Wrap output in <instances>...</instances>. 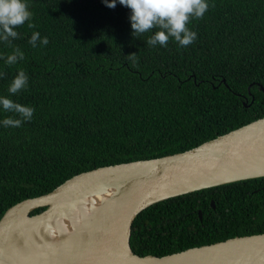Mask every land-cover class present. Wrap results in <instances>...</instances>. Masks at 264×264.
Returning a JSON list of instances; mask_svg holds the SVG:
<instances>
[{
  "label": "trees",
  "instance_id": "1",
  "mask_svg": "<svg viewBox=\"0 0 264 264\" xmlns=\"http://www.w3.org/2000/svg\"><path fill=\"white\" fill-rule=\"evenodd\" d=\"M26 3L36 27L26 22L12 40L24 59L7 65L13 48L0 41V96L34 108L30 121L5 127L19 117L0 105V219L81 172L185 151L264 116V0H208L188 25L197 38L186 47L172 39L148 46L157 29L135 37L132 10L119 0L114 8L104 0ZM34 31L49 43L33 48ZM21 68L28 85L11 94ZM258 233L264 176L152 204L134 220L131 246L163 256Z\"/></svg>",
  "mask_w": 264,
  "mask_h": 264
},
{
  "label": "water",
  "instance_id": "2",
  "mask_svg": "<svg viewBox=\"0 0 264 264\" xmlns=\"http://www.w3.org/2000/svg\"><path fill=\"white\" fill-rule=\"evenodd\" d=\"M261 176L264 116L191 149L100 166L74 175L49 193L23 199L0 219V242L19 220L15 215L19 211H25L31 220L40 219L70 207L84 194L112 191L103 216L59 264H264V233L235 236L163 256H141L131 246L133 222L152 204ZM41 207L45 209L33 213ZM199 214L202 218V211Z\"/></svg>",
  "mask_w": 264,
  "mask_h": 264
},
{
  "label": "clouds",
  "instance_id": "3",
  "mask_svg": "<svg viewBox=\"0 0 264 264\" xmlns=\"http://www.w3.org/2000/svg\"><path fill=\"white\" fill-rule=\"evenodd\" d=\"M104 2L107 7L114 8L117 0H104ZM119 3L132 10L130 19L135 37L138 38L146 32L157 29L146 41L150 47L156 45L166 47L170 39L181 47L190 45L197 38V33L188 25L193 19H202L209 8L208 0H119ZM32 15L26 0H0V41L13 48L4 58L9 66L24 59V53L12 45V40L19 37L17 29L26 22L28 28L36 27L35 23L29 22ZM38 41L44 46L49 43L46 36L41 40L40 33L34 31L29 43L35 48ZM128 58L135 61L136 53H131ZM27 85L28 76L21 68L10 83L8 91L17 94ZM0 105L5 112L15 113L19 117L5 118L3 120L5 127H20L23 122L30 121L34 114V108L15 102L10 97L0 96Z\"/></svg>",
  "mask_w": 264,
  "mask_h": 264
},
{
  "label": "bare ground",
  "instance_id": "4",
  "mask_svg": "<svg viewBox=\"0 0 264 264\" xmlns=\"http://www.w3.org/2000/svg\"><path fill=\"white\" fill-rule=\"evenodd\" d=\"M112 195L84 194L70 207L40 219L15 213L19 220L0 242V264H59L103 216Z\"/></svg>",
  "mask_w": 264,
  "mask_h": 264
},
{
  "label": "flooded vegetation",
  "instance_id": "5",
  "mask_svg": "<svg viewBox=\"0 0 264 264\" xmlns=\"http://www.w3.org/2000/svg\"><path fill=\"white\" fill-rule=\"evenodd\" d=\"M251 94H252V93L249 92V95H251ZM239 95L241 96V99H242L244 105L248 106V105H249V104H248V102H249V96L244 95V94H239Z\"/></svg>",
  "mask_w": 264,
  "mask_h": 264
}]
</instances>
